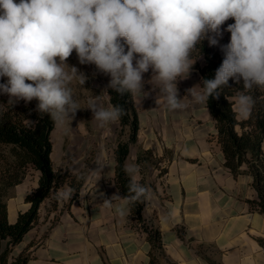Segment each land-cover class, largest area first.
<instances>
[{"label":"clouds","instance_id":"9594fccd","mask_svg":"<svg viewBox=\"0 0 264 264\" xmlns=\"http://www.w3.org/2000/svg\"><path fill=\"white\" fill-rule=\"evenodd\" d=\"M230 19L234 22L225 28ZM224 32L230 39L221 44ZM205 39L219 47L222 63L214 77L202 78L185 97L208 104L210 97L219 98L229 80L242 82L234 109L238 118L248 119L257 102L253 90H264V0H0V94L7 95L11 107L35 99L39 116L48 115L57 129L70 134L81 109L73 85L83 87L88 79L67 63L75 52L79 64L95 65L110 77L100 95L88 101L100 127L119 121L126 110L96 101L110 96L109 89L121 97H148L144 74L150 70L147 83L159 89L167 109L182 110L187 104L179 97L177 82L189 77L196 62L192 53ZM104 167L98 162L90 177L99 180ZM124 172L127 194L117 191L103 198L102 207L120 201L115 210L121 217L129 214L130 204L151 211L153 195L140 183V166L126 163ZM75 193L70 186L61 187L56 198L69 201Z\"/></svg>","mask_w":264,"mask_h":264},{"label":"crops","instance_id":"0c3cea01","mask_svg":"<svg viewBox=\"0 0 264 264\" xmlns=\"http://www.w3.org/2000/svg\"><path fill=\"white\" fill-rule=\"evenodd\" d=\"M190 98L184 99L186 108L173 111L163 97L133 99L139 129L125 164H138L139 180L151 189L154 207L143 217L160 231L159 246L130 205L123 217L115 210L120 201L102 207L103 198L117 191L124 196L116 180V141L82 164L67 157L56 163L53 147L60 182L41 204L38 222L12 247L11 258L22 254L25 264H264V214L251 205L257 198L253 176L235 175L225 165L215 119L206 104ZM144 153L151 160L138 162ZM98 162L105 166L99 180L90 177ZM67 173L79 180L77 194L53 205L57 190L72 187ZM39 177L30 165L22 182L11 188L6 199L10 223L30 207L25 198ZM80 192L86 194L80 197ZM7 243L0 242V252Z\"/></svg>","mask_w":264,"mask_h":264},{"label":"trees","instance_id":"16d2710c","mask_svg":"<svg viewBox=\"0 0 264 264\" xmlns=\"http://www.w3.org/2000/svg\"><path fill=\"white\" fill-rule=\"evenodd\" d=\"M229 40H221V44ZM196 60L195 68L202 78L214 77L215 70L220 66L223 54L218 46H209L205 39L197 51L192 53ZM0 82H4L0 79ZM202 86V85H201ZM241 84L229 80L219 98H209V108L217 127V138L225 155V165L235 175L246 172L253 176V186L257 198L251 205L264 214V90L254 89L252 95L257 102L248 119L238 118L234 109V97ZM110 102L120 104L126 110L119 123L129 127L128 138L119 140L115 149L116 180L123 195L127 194L128 177L124 172L125 160L129 155L131 144L136 142L139 129L138 109L134 104V96L125 93L122 97L109 89ZM7 95L0 94V242L8 240L6 248L0 252V264H25L27 257L22 254L11 258L12 247L19 243L24 235L38 222L39 208L43 201L55 192L60 173L53 166V142L51 133L55 128L48 115L42 118L35 111L37 101L29 103L19 101L14 107L6 105ZM142 161V154L138 155ZM40 171L38 185L26 195L25 200L30 207L18 214L14 223L8 220L7 201L9 190L22 182L28 166ZM140 183L145 184L144 179ZM72 188L78 191L80 183L71 182ZM74 194L72 199L76 196ZM54 203L57 201L53 195ZM131 213L142 222L149 233V239L160 245V231L150 226L143 217L144 205L130 204ZM215 264V263H213Z\"/></svg>","mask_w":264,"mask_h":264},{"label":"rangeland","instance_id":"374dc122","mask_svg":"<svg viewBox=\"0 0 264 264\" xmlns=\"http://www.w3.org/2000/svg\"><path fill=\"white\" fill-rule=\"evenodd\" d=\"M233 22L234 20L230 19L225 23L224 27L226 28L228 23ZM223 39L229 40L230 33L224 32L223 38L221 40ZM67 63L69 65L76 66L80 71L85 73L88 79L86 80L83 87L76 84L73 85L75 98L80 103L81 109L77 111L76 117L72 122L71 133L65 134L62 130L57 129L56 127L51 133L54 147L53 156L56 163L60 161V159L67 157L71 161H79L78 164H82V161L95 158L103 147L108 150L112 148L116 141L118 142L119 140L127 139L129 127L126 126L123 128L119 121L106 127H100L98 122L92 119L91 110L87 108L88 101L93 99L94 96L100 95L101 91L107 85L110 77L99 73L96 70L95 65L79 64L75 52H73V54L69 57ZM195 65L196 62L193 65L190 75L187 79L178 80L177 87L179 95H187V89L200 84V74L198 69L195 68ZM151 74V70L144 74V80L146 83L143 90L145 92H150L151 94L148 97H152L154 101L160 97H163V95L159 93V89L153 90V86L147 83V81L151 78ZM197 91H199V88ZM136 97L138 102H140L141 99H144L141 94H136ZM96 102L98 105L102 106H107V104L111 103L109 96H101ZM135 106L137 107V105ZM147 160L150 161L151 158L149 155L144 153L142 156V161L146 162ZM66 176L70 182L76 184L79 183L78 179L73 178L72 173H67ZM80 177L81 176H78V178Z\"/></svg>","mask_w":264,"mask_h":264}]
</instances>
